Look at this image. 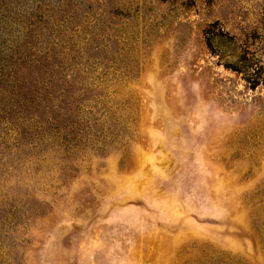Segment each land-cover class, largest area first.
Here are the masks:
<instances>
[{"label": "rangeland", "instance_id": "rangeland-1", "mask_svg": "<svg viewBox=\"0 0 264 264\" xmlns=\"http://www.w3.org/2000/svg\"><path fill=\"white\" fill-rule=\"evenodd\" d=\"M0 264H264V0H0Z\"/></svg>", "mask_w": 264, "mask_h": 264}]
</instances>
